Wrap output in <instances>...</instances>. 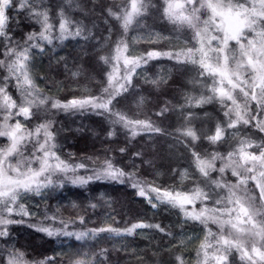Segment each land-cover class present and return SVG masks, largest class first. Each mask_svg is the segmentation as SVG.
Returning <instances> with one entry per match:
<instances>
[{
    "label": "trees",
    "instance_id": "1",
    "mask_svg": "<svg viewBox=\"0 0 264 264\" xmlns=\"http://www.w3.org/2000/svg\"><path fill=\"white\" fill-rule=\"evenodd\" d=\"M164 2L165 0H143L145 11L136 16L125 31L121 23L109 15V9L123 14L125 9L129 10L130 0H74L72 5L66 4L65 0H43L41 7L48 11L54 25V38L51 44L41 41L44 49L42 52L40 48L31 49L28 63L30 75L40 96L48 97L49 103L34 108L31 119L24 120L23 116H19L9 123L14 124L19 119L28 128L34 129L41 123L51 121L50 130L57 133L54 150L62 158L73 163L91 164L94 169L103 165L106 159L111 160L116 167L129 174L128 179L142 186L172 192H187L199 186L205 189L211 187L196 172L192 150L195 149L202 157L210 156L213 151L219 152L227 159L228 152L235 150L242 138L250 137L256 144H264V133L254 126L241 125L239 134H235L237 129L227 127L228 117L224 112L228 109L221 106L218 98L196 106L195 100L201 96H214L211 91L214 77L208 73L201 75L203 70L199 64H193L190 60L181 63L167 56L147 58L146 53L153 50L186 54L188 48L195 47L194 29L187 24L170 22L164 16ZM233 2L251 5V0ZM62 7L65 15L73 21L69 26L70 31L75 32L78 26L82 27L87 39L71 35L62 41L59 39L58 26ZM9 14L13 18L10 33L13 43H19L23 47L27 34L38 33L41 26L23 14L18 17L17 25L16 10L10 9ZM209 14L207 8L201 10L200 27ZM245 31L248 39L259 41L260 38L255 33L247 29ZM119 41L136 51V55L142 53L140 57L147 59V63L140 64L128 85V91L122 92L113 101V109L130 119L150 120L162 129L160 133L142 131L133 137L128 129L110 125L103 115L86 111L63 112L62 108H51V101L64 103L103 95L107 64L101 57L109 59ZM5 43L0 38V59H6ZM243 43L247 44V39ZM229 44L239 58V45L234 41ZM197 57L196 55V59ZM7 75L6 68L0 67V86L4 85V77ZM8 91L14 99L21 100L14 79L8 84ZM233 95L243 106L246 99L243 94L235 89ZM189 98L193 100L191 105L188 104ZM225 103L231 107V102ZM248 103L253 114L260 119L263 113L257 109L256 102L248 98ZM165 108L167 111L164 115H157ZM189 113L192 114L190 117ZM232 118L235 119V113ZM2 121L3 115L0 114V122ZM255 123L256 120H253L252 125ZM217 124L225 128L226 136L213 145L209 143L207 136L214 133ZM70 126L78 129L70 130ZM187 127H192L200 139L192 142L190 137L183 136L181 130ZM109 132L115 134L109 137ZM36 139L34 136L31 143L25 141L23 156H31L36 151L33 146ZM39 139L44 140L43 134ZM8 144L6 137H0V149ZM121 148L125 151L121 152ZM259 150L256 147L247 149L254 153ZM221 163L216 161L217 166ZM211 175L220 179L222 174L215 171ZM52 180L54 183L40 189L39 195L22 192L14 205L16 210L12 213V218L22 220L23 223L7 226L9 236L0 237V251L15 248L24 253V259L29 264L48 257L52 258L49 264H74V260L78 258L77 253H87L90 259H94V254L102 251L104 254L98 256L100 264H176L177 256L182 257L184 264L195 262L203 242L201 236L204 228L186 224L170 205L156 204L157 207L153 208L149 203L151 197L140 195L127 182L93 179L80 186L64 181L65 179L52 177ZM223 182L236 183L227 169L223 174ZM214 191L216 194L226 195L223 189L214 187ZM245 192L249 198V195H253L251 199L254 206L260 204L258 190L252 180L245 185ZM151 200L155 203L154 199ZM24 212L30 215H24ZM4 215L7 216L8 213ZM81 217L84 223H81ZM61 221L68 225L67 228L80 231L101 227L123 230L137 223L159 225L164 231L144 227L136 229L133 235L103 232L91 238L89 233L88 237L76 240L75 236L48 237L30 226L42 224L62 228L64 224ZM206 228L213 234L221 231L220 226L210 222ZM208 230L205 238L208 237L214 244L218 235L208 236ZM208 251L211 253L213 249L209 248ZM253 258L258 264H264L258 258ZM229 259L231 264H252L247 258L242 261L240 252L235 248L231 250Z\"/></svg>",
    "mask_w": 264,
    "mask_h": 264
},
{
    "label": "snow or ice",
    "instance_id": "2",
    "mask_svg": "<svg viewBox=\"0 0 264 264\" xmlns=\"http://www.w3.org/2000/svg\"><path fill=\"white\" fill-rule=\"evenodd\" d=\"M131 10L125 9L123 14L114 12L109 9V15L113 16L121 23V26L127 31L129 25L134 18L143 14L145 4L143 0H130ZM43 0H0V38H3L4 56L6 59H0V67H5L8 75L4 77V85L0 86V114L3 115V121L0 122V137H6L9 144L0 149V237L9 236L8 225L23 223L22 220L12 218L14 211L13 205L23 193L36 192L40 194L42 187L52 185V175L56 172H67L69 170L75 172L77 167L84 168V164L70 165L62 160L55 152V134L50 130L51 121L41 123L34 129L28 128L23 121L17 119L14 124L9 123L14 117L23 116L24 120H29L34 115L33 109L40 108L49 103L48 97L40 96L39 90L30 75L29 60L30 51L33 48H40L44 51L41 41H46L51 44L53 40L54 25L50 21L48 11L41 7ZM65 3L72 5L74 0H65ZM191 5L189 8L188 6ZM207 8L211 12V16L203 20V27H200L201 10ZM10 9L16 10L17 20L23 14L28 19L40 24L41 29L38 33L30 32L26 36V41L23 47L19 43L14 44L11 37V22L12 16L9 14ZM164 16L172 23L181 25L187 24L194 29V38L199 42L200 47L188 48L187 53L177 52H161L149 51L146 53L148 59L167 56L169 59H175L178 62L184 63L190 60L193 64H199L203 70L201 75L208 73L213 77H219L218 81H214L211 91L214 96H201L195 100L196 106L208 103L215 98L223 108L228 110L224 115L228 117L227 127L237 129L239 134V126L243 125L254 126L258 131L264 132V120H260L256 114H253L248 98L256 102L257 109L264 112V0H251V5L246 6L244 2L234 3L233 0H166L164 8ZM217 17L221 21L227 19L230 22L229 29H223L222 25L217 23ZM73 23L68 16L65 15V9H60L59 19V39L61 41L67 36H84V29L77 27L75 32L70 31L69 26ZM215 25V28L212 26ZM245 29L259 36V41L247 38ZM214 32H223V35H215ZM90 35V33H89ZM87 39V36H84ZM247 39V44L243 40ZM212 41L218 43L213 44ZM235 41L239 45V58L235 50L230 47L229 42ZM128 45L123 41L116 44V59L119 60L121 54L127 52ZM199 53V59H196V54ZM215 53L216 55H210ZM184 57L182 60L181 57ZM221 58L223 62H221ZM107 62V57H101ZM124 65L126 72L122 79L126 83H113V74H108V87L104 88L106 95L90 96L85 99H73L67 103L59 101H51L52 109H86L91 108L98 115L108 114V118L113 125L120 124L128 129L132 136L135 137L141 131L160 133L162 129L155 126L150 120L130 119L122 112L113 111V101L122 92L128 91V85L131 81L132 74L135 73L137 67L141 63H147L144 57L124 56ZM246 61V63H245ZM131 65V67H128ZM233 65H235L233 67ZM248 69H251V75H247ZM115 71V67H114ZM16 81L17 91L20 93L21 100L17 101L10 95L8 84L12 80ZM227 84V87L225 86ZM219 84V87L216 85ZM239 88L246 98L243 106L237 103V98L233 95V90ZM258 90V91H257ZM225 101H231L235 107H230ZM119 103V101H116ZM193 103L192 98L188 99V104ZM167 108L162 109L157 115L162 116ZM235 113V119L232 114ZM192 114L189 113L190 117ZM256 120L255 125L252 121ZM43 134L44 140L39 139ZM115 132H109V137ZM181 134L190 137L192 142L200 139L197 132L192 127H187L181 130ZM35 136L37 139L33 145L35 152L32 157L40 164L39 168L33 166L32 157L25 159L23 156L26 150L25 141L31 143V138ZM226 136V130L220 124H217L213 134L207 136L209 143L216 145ZM191 147V145H187ZM259 148L258 153L247 151L250 148ZM121 152L125 149L121 148ZM39 153L40 155H37ZM139 155V154H137ZM192 155L195 158V166L197 171L210 182L216 189H227L229 195L225 197L222 193L215 200L214 206L209 207L206 203L212 200V193L205 191L201 187H197L194 192H172L163 191L156 187H151V192H156V199L166 202L173 207H179L184 212L187 219L199 222L207 227L209 222L216 223L220 226L219 234H213L208 230V236L218 235L214 244L205 238V242L201 245L203 249L202 264H209L210 259H214L216 264H231L229 254L235 248L241 254V260L247 258L252 264H258L253 256H258L259 261L264 262V212L254 206L253 200L248 197H240L237 195L239 185H247L249 180L256 181V186L260 192V199L264 200V144H256L250 137L242 138L239 146L229 151L227 154V163H223L226 159L221 153L213 151L210 156L202 157L195 149L192 150ZM15 157L16 159L13 163ZM239 157V159H237ZM222 163L217 166L216 161ZM231 167L232 175L237 177V182L229 185L223 182V174L226 169ZM218 171L221 173V178L212 177L211 173ZM11 173H15L12 176ZM250 173L251 175H245ZM258 174V175H257ZM126 173L116 167L111 160L106 159L103 165L93 170V175L88 177H74L73 184L83 186L89 180H104L111 179L123 183L122 177ZM42 177V179H41ZM67 178V177H66ZM61 186H63L61 184ZM134 187H140L139 194L146 195L144 187L139 184H133ZM201 200L204 206L196 208L195 201ZM149 203L155 208L157 205L149 198ZM193 205L191 211L185 206ZM219 206V207H217ZM95 207V205H93ZM22 209V206H21ZM8 215L5 216L4 213ZM219 213V215H217ZM235 213V215H233ZM24 215H30L24 212ZM227 218H224V217ZM55 220V217H51ZM64 224V228L57 229L52 226L30 225L37 232L45 233L48 237L58 236H75L76 240H82L89 236L95 238L97 233L110 232L116 235H133L135 230L144 227H155L160 231H164L159 225H145L143 223L133 224L123 230L112 227H101L89 229L88 232H70L66 231L68 225ZM81 223H84L81 217ZM230 225L237 233H246L249 240L242 239L233 235L231 232H225V226ZM246 225L250 227H241ZM251 244L249 248L248 245ZM209 248L213 251L210 253ZM103 251L99 254H94V259H90L87 253H77V259L74 264H100L98 256L103 255ZM51 257L43 260L32 262V264H49ZM178 264H184L182 257L177 256ZM0 264H29L24 259V253L15 248L0 251Z\"/></svg>",
    "mask_w": 264,
    "mask_h": 264
},
{
    "label": "rangeland",
    "instance_id": "3",
    "mask_svg": "<svg viewBox=\"0 0 264 264\" xmlns=\"http://www.w3.org/2000/svg\"><path fill=\"white\" fill-rule=\"evenodd\" d=\"M176 2V0H173V3H175ZM164 4L166 5V0H165V2H164ZM246 4V3H245ZM246 6H250L249 4H246ZM131 10V4H130V8H129V11ZM211 16V12H210V14H209V17ZM217 19V23H219V24H221L222 25V28L223 29H229L230 28V22L227 20V19H225V20H223V21H221L220 20V18L219 17H217L216 18ZM201 26L203 27V22L201 23ZM201 27V28H202ZM213 28H215V25H213L212 26ZM58 30H59V26H58ZM213 34H215V35H223V32H214ZM231 42V41H230ZM235 42V41H234ZM212 43L213 44H216V43H218L217 41H212ZM236 43V42H235ZM200 47V44H199V42L196 40V43H195V48H199ZM188 50V49H187ZM198 57H197V59H199V53H197L196 54ZM210 55H216L215 53H210ZM116 56H117V53H116V47H115V49H114V51L111 53V56H110V58L107 60V62H106V64H107V69H106V75H105V86H104V88H106V87H108V74L109 73H112L113 74V83L114 84H119V83H126V81H124L123 79H122V77L124 76V74H125V72H126V68H125V65H124V59H123V57L124 56H131V57H140V56H142V53L140 54H138V55H136V51H134V50H130L129 48L127 49V52H124V53H122L121 54V57H120V59L119 60H117L116 59ZM221 62H223V60H222V58H221ZM114 67H115V71H114ZM128 67H131V65H129ZM140 67V66H139ZM138 69V67L136 68V70ZM136 70H135V73L134 74H132V76H131V79H132V77L134 76V75H136ZM248 73H250L251 74V69H248ZM219 80V77H214V81H218ZM214 81H213V83H214ZM131 82V81H130ZM217 87H219V84H217L216 85ZM225 86L227 87V84L225 83ZM212 87H213V84H212ZM238 90H239V88H237ZM258 91V90H257ZM214 93L212 92V95H213ZM243 93H241V95H242ZM103 95H106V93H104V89H103ZM215 95V94H214ZM100 96H102V94L100 95ZM243 96V95H242ZM244 97V96H243ZM229 102H231V101H229ZM63 103V102H62ZM64 103H67V102H64ZM238 103V102H237ZM239 104V103H238ZM242 106V105H241ZM231 107H235L234 105H232L231 104ZM63 112H65V110L64 109H61ZM71 111H81V112H88V113H91V114H94V115H98V114H96V111H94V110H92L91 108H86V109H83V110H81V109H70ZM69 111V110H68ZM113 111H114V109H113ZM67 112V111H66ZM263 113V116H261L260 117V119H262V120H264V112H262ZM102 116V115H101ZM106 119H107V122L110 124V125H113L111 122H110V120H109V118H108V114L107 113H105L104 115H103ZM118 127H120V128H123V129H126V128H124V127H122L120 124H116ZM76 126V125H75ZM75 126H70L69 127V129L70 130H77L76 129V127ZM142 132V131H141ZM264 133V132H263ZM58 134L59 135H61L60 134V132H58ZM56 135H57V133L55 134V137H56ZM34 137V136H33ZM32 137V138H33ZM31 138V139H32ZM36 138V137H35ZM41 142H43V140L41 141ZM55 143H56V141H54ZM56 152V151H55ZM56 154L62 159V160H64L65 162H67L68 164H70V165H73V166H75V165H79V164H84V163H81V162H75V163H73V162H70V161H68L67 159H65V158H62L61 156H60V153H58V151L56 152ZM37 155H40L39 153H37ZM29 157H32V155L31 156H28V157H26V156H24V158L25 159H28ZM16 159H20V157H15V159H13V163H15V160ZM237 159H239V157H237ZM218 161H220V160H218ZM32 162H33V166L35 167V168H39L40 167V164H39V162L38 161H35V158L34 157H32ZM223 162H225V163H227V159H225ZM86 167H84V168H79V167H77L76 169H75V172H73V171H71V170H69V171H67V172H56V173H54L53 175H52V177H54V178H58L59 180H63V179H65L64 181H67V182H72V178H74V177H88V176H91V175H93V170H94V168H93V166H90V165H88V164H84ZM102 165H100V166H97V168L96 169H98V168H100ZM227 170H229V172H230V174L232 175V170H231V167H229ZM85 171H89V172H85ZM196 172L198 173V175L200 176V177H202V178H204L203 176H201V174L197 171V169H196ZM11 175L12 176H15L16 174L15 173H11ZM63 176V178H59L60 176ZM245 175H251L250 173H245ZM258 175V174H257ZM128 176H129V174H126L124 177H122V180L124 181V182H127L130 186H132V187H134L133 186V184H138V183H136L135 181H133L132 179H128ZM233 176V175H232ZM67 177V178H66ZM234 177V180H235V182H237V177H235V176H233ZM215 178V177H214ZM41 179H42V177H41ZM205 179V178H204ZM104 180H107V181H115V182H118V181H116V180H111V179H104ZM252 182H253V184H254V186L256 187V189L258 190V193H259V197H260V192H259V189L257 188V186H256V181H253L252 180ZM208 184H209V186L211 185L210 184V182H208ZM140 185V184H139ZM229 185H231V184H229ZM140 186H142V185H140ZM142 187H144V189H145V191H146V195H148L149 197H151L152 199H154V201H155V204H158V205H160V204H167V205H170V207H173L171 204H169V203H167L166 202V199L162 202L161 200H158V199H156V197H157V193L156 192H151L150 191V189H151V187L150 186H142ZM199 187H201V188H203L205 191H209L210 193H212V200H211V202L212 201H215L216 199H218L219 197V194H216V192L214 191V187H212V185H211V187H209V188H204L203 186H199ZM43 188V187H42ZM41 188V189H42ZM134 188H136L137 190H138V192H140V187H134ZM197 188V187H196ZM196 188H191L189 191H187L186 193H192V192H194V190L196 189ZM225 192H226V195H224L225 197H227L228 195H229V193H228V191H227V189H223ZM237 195L238 196H240V197H248L246 194H244V193H246L245 192V185H239L238 186V188H237ZM162 192L163 191H161V194H162ZM29 193H31V194H36V192H29ZM151 195H150V194ZM214 194H216V196L214 195ZM37 195V194H36ZM214 195V196H213ZM251 198H253V195L251 194V195H249ZM249 198V197H248ZM251 198H249V199H251ZM260 199V198H259ZM211 202H209V201H207L206 203L209 205V207H212V206H214V204H210ZM204 203L205 202H203V201H201V200H197V201H195V207L198 209V208H201V207H203L204 206ZM15 205V204H14ZM13 205V209H14V211L13 212H15V210H16V207ZM189 211H191L192 210V208H193V205H186L185 206ZM217 207H219V206H217ZM257 209H259V210H261L262 212H264V200H261L260 199V204H258V206H255ZM174 209H176L177 210V212L180 214V216H182V220L186 223V224H188V225H192V224H195L196 226H197V228H204V231H203V236H201L202 237V244L204 243V238H205V235H206V233H207V230H208V228H206L204 225H202V224H200L199 222H196V221H193V220H190V219H187L186 217H185V214H184V212H182L181 210H180V208L177 206V207H173ZM5 214H7V212H5ZM217 215H219V213H217ZM233 215H235V213H233ZM224 218H227L226 216L224 217ZM210 223H212V222H210ZM212 224H215V225H217V226H219L218 224H216V223H212ZM241 227H250V225L249 226H246V225H241ZM62 228H64V227H62ZM61 227L60 228H58L57 227V229H62ZM64 230H66V231H70V232H81L80 230H72V229H69V228H66V229H64ZM224 230H226L225 232H231V233H233V235H235V236H238V237H240V238H242V239H245V240H249L250 238H249V236L246 234V233H237L236 231H235V229H232L231 228V226L230 225H226L225 226V229ZM84 232H88V231H84ZM248 247L250 248L251 247V244L249 243V245H248ZM201 250V251H200ZM254 257H256V258H258V256H255L254 255ZM259 260V259H258ZM202 262H203V249L201 248H199V250H198V252H197V254H196V258H195V262L193 263V264H202ZM176 264H178V262H176ZM209 264H216V261L213 259V260H209Z\"/></svg>",
    "mask_w": 264,
    "mask_h": 264
}]
</instances>
